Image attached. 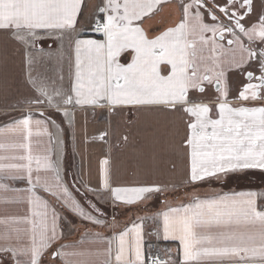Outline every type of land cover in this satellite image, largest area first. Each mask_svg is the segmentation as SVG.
Returning a JSON list of instances; mask_svg holds the SVG:
<instances>
[{"label": "snow or ice", "instance_id": "snow-or-ice-1", "mask_svg": "<svg viewBox=\"0 0 264 264\" xmlns=\"http://www.w3.org/2000/svg\"><path fill=\"white\" fill-rule=\"evenodd\" d=\"M167 2L104 0L97 10L103 15L91 29L102 38L84 39L76 31L83 0H0V30L9 31L26 48H36L46 39L62 45L67 36L75 53L70 89L50 90L46 82L32 81L36 94L28 103L38 109L40 118L29 113L0 126V193L20 191L4 180H24L28 185L24 190L28 215L0 218V224L9 226L0 240L9 241L12 233L17 241L21 233L29 240L20 247L0 244V252L11 253L14 259L24 255L27 264H40L45 252L54 248L61 217L46 196L84 220L103 225L98 218L102 210L88 201L86 212L75 193L87 197L103 191L113 203L131 206L165 191L159 185L113 187L107 160L101 161L98 188L82 180L70 188L49 149L40 141L33 143L34 136L49 135V125L59 127L52 111L61 113L69 125L70 109L77 107H107L112 112L155 106L182 113L188 117L184 142L190 157L188 184L238 170H264V106H234L228 99L227 78L228 71H237L246 81L237 100L264 99V14L252 19L253 0H180L179 22L149 38L139 23ZM123 56L130 60L121 63ZM209 89L215 100L206 102ZM11 199L0 196V202ZM150 218L158 219L157 237L162 233L164 240L179 242L178 264H264V209L254 193L193 195L187 203ZM138 219L140 223L113 237L115 264H177L170 249L165 259L145 252V218ZM20 223L27 227H15ZM66 247H55L52 258L63 264H86L70 259L85 253L63 251ZM112 253L110 246V258Z\"/></svg>", "mask_w": 264, "mask_h": 264}, {"label": "crops", "instance_id": "crops-1", "mask_svg": "<svg viewBox=\"0 0 264 264\" xmlns=\"http://www.w3.org/2000/svg\"><path fill=\"white\" fill-rule=\"evenodd\" d=\"M103 3L104 0H83L82 13L78 14L76 25L80 38H102L100 34L91 29L95 20L103 15L97 11ZM179 3L180 0H168L153 14L145 17L139 26L149 38L155 37L169 27H174L181 16ZM252 9V19L255 20L258 15L264 14V0H253ZM205 22H208L207 18ZM223 43L226 45V41ZM52 51L56 54L55 63L57 64L54 72H57L60 89L67 91L71 87L70 66L75 59L73 47L67 36L62 45L60 42L54 43L51 39H46L41 40L36 48L30 46L26 48L15 40L9 31L0 30V126L21 119L29 113L32 114L33 119L40 118L38 109L30 105L28 101L36 94L32 81L47 83L45 76L47 77L49 73L47 67L49 69L52 67L48 61L49 52ZM26 56L30 58V63ZM128 60L130 56H123L121 63H126ZM42 62H48L45 74L42 72L41 65H44ZM227 78L230 88L228 99L234 106H264V99L254 101L236 99L246 82L240 72L228 71ZM215 95L209 89L205 97L206 102L214 101ZM212 115L213 118L216 117L215 111ZM57 116H60V130L49 125V135L34 136L33 143L35 146L36 141H40L41 146L49 149V156L53 163L61 169V176L67 185L66 167L69 164L77 183L82 180L93 188H98L101 161L107 160L105 167L108 169L110 183L113 187L159 185L165 191L153 195L151 199L143 203L131 206L119 202L113 203L110 194L103 191L95 195L89 193L90 201L109 214L108 217L102 214L98 216L104 221L103 225L84 220L62 208L51 196H46L45 198L56 208L61 217L59 221L60 238L56 241L54 248L66 245L63 251L83 252L84 256L70 257V259L83 260L86 264H106V262L115 264L116 242L113 241V237L126 227H131L134 222L140 223L138 218L144 217L145 252H148L150 244H155L165 259L168 255L166 250L170 249L172 258L177 260L178 264L179 242L164 240L162 233L157 237L155 229L158 226V219L154 220L150 217H155L157 213L166 211L169 207L187 203L193 196V194H188L186 189L192 185L186 183L190 173L189 150L184 143L188 135V117L182 113L155 106L117 108L112 112L107 107H77L74 111L70 109L71 125L61 113L52 111V119L56 120ZM101 133H106L103 139L99 138ZM246 172H264V170L258 168L238 170L226 175ZM222 175L225 174L220 176ZM3 182L20 191L0 193V196L8 195L12 198L8 203L0 202V218L28 215L27 195L24 191L28 187L26 181L4 180ZM80 188L84 190L83 185ZM238 192L256 194L258 206L264 209V187L261 186H241L198 196L203 198ZM39 194L45 195L43 192ZM177 195L182 198L176 199ZM185 195L187 197H184ZM77 199L80 200L86 212L90 211L78 196ZM8 227L0 224V233ZM15 227L24 229L27 225L20 223ZM21 237V240L17 241L16 234L12 233L9 241L0 240V244L7 243L14 247L28 245L27 236L21 233ZM110 246L113 249L111 258L108 255ZM54 248L45 252L40 264H63L59 258L55 260L52 258L51 252ZM28 259L20 254L14 259L11 253L0 252V264H16L17 260L22 264H27Z\"/></svg>", "mask_w": 264, "mask_h": 264}, {"label": "rangeland", "instance_id": "rangeland-1", "mask_svg": "<svg viewBox=\"0 0 264 264\" xmlns=\"http://www.w3.org/2000/svg\"><path fill=\"white\" fill-rule=\"evenodd\" d=\"M34 56V54H33ZM49 58H48V61H49V65L52 67L49 69L47 67V69L49 70V73L47 74V77L45 76V78L47 79V85L49 87V89H53V88H56V89H60V81H58V78H57V72H54V68H56V60H55V56L56 54H54V51L52 52H49ZM44 65L42 67V72L45 74V70H46V66H47V63H44L42 62ZM53 73H52V72ZM67 71V69H66ZM65 71V72H66ZM54 75V76H53ZM65 87V85H64ZM65 89V88H64ZM56 121V124L59 126L57 129L60 130V116L58 117L57 116V119L55 120ZM58 156H59V153H58ZM225 178H231L233 179V181H238V184L236 186L238 187H241V186H262L264 187V172H248V173H237V174H232L230 176H224ZM223 175L219 177V179H216L215 181H212L210 182L211 185H216V187H218L219 183H220V180H222L223 178ZM244 180H254L256 181V183H245L243 182ZM184 197H187L186 195ZM182 196L180 195H177V198L176 199H181Z\"/></svg>", "mask_w": 264, "mask_h": 264}, {"label": "trees", "instance_id": "trees-1", "mask_svg": "<svg viewBox=\"0 0 264 264\" xmlns=\"http://www.w3.org/2000/svg\"><path fill=\"white\" fill-rule=\"evenodd\" d=\"M247 173V172H246ZM224 176H227V175H223ZM230 176V174L228 175ZM66 180H67V183L69 185V187L71 188L72 185L74 183H77L76 180H75V176H74V173L72 171V167L67 164V167H66ZM216 179L213 178L211 180H206L204 182H199L195 185H190L188 187H186L187 189V193L188 194H193V195H206V194H210L216 190H223V189H234L238 186H236L238 184V181H233V179H231L230 177L229 178H223L222 180H220V183L218 185V187H216V185H211L210 182L212 181H215ZM243 182L245 183H256V181L254 180H244ZM262 187V186H261ZM81 189V188H80ZM81 192L82 189H81ZM82 201L83 203H85L87 205V202L90 201V199L87 197H84L82 195H80V193H75ZM88 206V205H87ZM102 215L103 216H106L108 217L109 214L105 211L102 210Z\"/></svg>", "mask_w": 264, "mask_h": 264}, {"label": "built area", "instance_id": "built-area-1", "mask_svg": "<svg viewBox=\"0 0 264 264\" xmlns=\"http://www.w3.org/2000/svg\"><path fill=\"white\" fill-rule=\"evenodd\" d=\"M149 246H150V247H148V252H147V253H149V254H151V255H153V256L159 254V257H160L161 259H164L163 256L161 255L160 251L158 250V248L156 247L155 244H150Z\"/></svg>", "mask_w": 264, "mask_h": 264}]
</instances>
